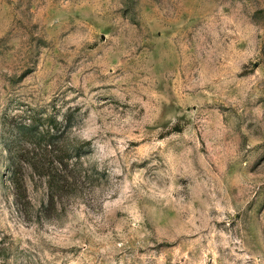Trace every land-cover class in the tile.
<instances>
[{
    "label": "rangeland",
    "instance_id": "374dc122",
    "mask_svg": "<svg viewBox=\"0 0 264 264\" xmlns=\"http://www.w3.org/2000/svg\"><path fill=\"white\" fill-rule=\"evenodd\" d=\"M30 111L90 143L46 213ZM0 264H264V0H0Z\"/></svg>",
    "mask_w": 264,
    "mask_h": 264
},
{
    "label": "trees",
    "instance_id": "16d2710c",
    "mask_svg": "<svg viewBox=\"0 0 264 264\" xmlns=\"http://www.w3.org/2000/svg\"><path fill=\"white\" fill-rule=\"evenodd\" d=\"M69 122L66 115L59 119L36 111L19 122L3 121L9 131L5 144L14 192L31 202L30 185L43 188L44 213L56 210L63 197L84 186L91 175L83 161L90 143L70 138Z\"/></svg>",
    "mask_w": 264,
    "mask_h": 264
}]
</instances>
